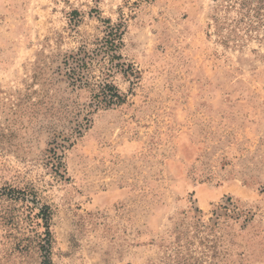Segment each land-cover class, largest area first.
<instances>
[{
	"label": "rangeland",
	"instance_id": "1",
	"mask_svg": "<svg viewBox=\"0 0 264 264\" xmlns=\"http://www.w3.org/2000/svg\"><path fill=\"white\" fill-rule=\"evenodd\" d=\"M254 1L0 0V264H264Z\"/></svg>",
	"mask_w": 264,
	"mask_h": 264
},
{
	"label": "trees",
	"instance_id": "2",
	"mask_svg": "<svg viewBox=\"0 0 264 264\" xmlns=\"http://www.w3.org/2000/svg\"><path fill=\"white\" fill-rule=\"evenodd\" d=\"M248 1L250 2V4H253L255 2L254 0H248ZM256 5H257V3H256ZM241 6H242V9L245 8L246 3H243ZM248 11L253 12L254 9L248 8ZM256 17L258 18L257 14H256ZM105 43H106L107 51L112 52L114 50L113 45L107 41ZM95 98H96V103L98 105H103L106 107L111 106V105H120L123 102L121 95L110 84L101 85L99 87V94ZM44 210H47V209L44 208ZM34 217L37 219H40V221L42 222V227H44V234H43L44 238L41 239L40 247H41L42 251H44L46 253V252H48V251H46V249L49 248V240H50L49 227H48V224H46V222L49 219V212H37V214H35ZM45 263L46 264L49 263L48 258H45L44 264Z\"/></svg>",
	"mask_w": 264,
	"mask_h": 264
}]
</instances>
